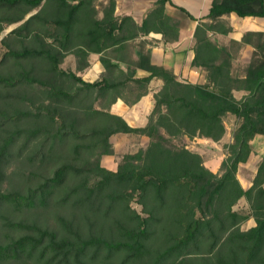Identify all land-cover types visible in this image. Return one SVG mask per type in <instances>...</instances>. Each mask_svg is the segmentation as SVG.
Segmentation results:
<instances>
[{
	"label": "trees",
	"instance_id": "obj_1",
	"mask_svg": "<svg viewBox=\"0 0 264 264\" xmlns=\"http://www.w3.org/2000/svg\"><path fill=\"white\" fill-rule=\"evenodd\" d=\"M167 4L174 5L156 0L138 23L115 15V0L100 7L97 0H0V21L20 23L2 38L0 182L15 155L24 158L26 179L21 189H0V206L37 212L58 203L67 211L53 227L41 214L32 222L7 219L26 231L0 241V264L34 258L42 264H264V156L250 187L237 177L253 152L251 141L264 135V30L228 44L210 35L233 30L222 19L232 12L264 17V0H212L210 20H199L194 31L192 65L204 70L203 83L154 64L139 38L153 30L165 40L179 37L181 20L166 13ZM246 45L251 57L235 68ZM91 52L102 53L105 71L87 81L79 72ZM68 55L75 69L62 67ZM138 68L149 74L136 76ZM154 77L163 85L146 125L130 126L111 112L118 98L133 104L147 94ZM235 91L245 94L238 98ZM229 114L238 124L217 173L184 138L221 140ZM116 133L146 135L149 142L123 153L113 170L102 158L115 154ZM241 198L249 202L246 212L235 209ZM252 218L255 225L243 229Z\"/></svg>",
	"mask_w": 264,
	"mask_h": 264
},
{
	"label": "crops",
	"instance_id": "obj_2",
	"mask_svg": "<svg viewBox=\"0 0 264 264\" xmlns=\"http://www.w3.org/2000/svg\"><path fill=\"white\" fill-rule=\"evenodd\" d=\"M108 1L109 0H97L98 7H100L101 4H107ZM155 1L156 0H115V15H131L136 22L142 23L148 12L155 6ZM172 2L174 5H166V13L177 20H181L179 37L172 41L165 40L162 33L153 30L139 38L145 42L146 48L151 49V57L154 64L163 65L166 68L172 69L180 80H183L181 79L182 77L180 75L182 73L186 74L183 75L184 78L189 77V81L193 83H203L205 82V74H203L204 71L201 70L200 67H195L192 65V61L195 56L194 31L199 20H210L207 19L206 16L210 11L212 0H172ZM206 4H208V11L203 13L201 10L202 7L206 8ZM178 6L185 8L195 19H191L186 13L180 12ZM191 8H197L198 13H193ZM102 15L103 12L100 11V16ZM222 19L227 20L228 23L233 27V30L227 34L213 31L211 33L212 35L215 34L221 38H228L229 40H241L243 34L246 31L264 30V17H240L236 13L232 12L229 15H224ZM242 50L243 53L246 50L250 51L251 57L253 51L251 45L244 46ZM101 55L102 53L97 52L90 53L89 66L80 72H83L81 75L85 80L94 81L100 78L102 73L105 71V67L103 66L100 59ZM250 57H244L243 59L248 61ZM122 66L124 67V65ZM136 72V76H147L149 74V71L143 68H138ZM162 85L163 80L161 78L154 77L149 84V92L147 94L143 95L137 102L133 104H128L124 99L118 98L111 105V112L122 116L130 126L141 127L146 125L154 106V94L162 87ZM129 135L140 137L139 139L145 143L149 142V138L146 135L128 133H116L112 136V139L116 136L129 137ZM134 141H138L137 138H135ZM108 156L112 155H104L102 158V164L107 168L115 170L117 165L112 167L105 163ZM250 186L251 184L249 186L243 187L248 188Z\"/></svg>",
	"mask_w": 264,
	"mask_h": 264
},
{
	"label": "rangeland",
	"instance_id": "obj_3",
	"mask_svg": "<svg viewBox=\"0 0 264 264\" xmlns=\"http://www.w3.org/2000/svg\"><path fill=\"white\" fill-rule=\"evenodd\" d=\"M196 5V3H195ZM193 9V10H192ZM191 11L193 13H198L197 8H191ZM203 13L208 11V4H206V8L202 7L201 10ZM180 12H183L180 10ZM185 13V12H184ZM185 15V14H181ZM20 23H15L8 25L5 22L0 21V25H2L4 30L0 33V59L2 58L4 52L7 50V46L2 42V38L5 37L10 30L18 26ZM211 37L214 41H216L219 44H228L229 39L220 37L218 35H212ZM248 58L250 57V51H241V56L238 59L235 68H239L241 64L244 62H247L243 58ZM76 65V60L73 55H68L65 60L62 63V67L65 69H75ZM201 70H203L201 68ZM5 69L2 65H0V72H4ZM204 71V70H203ZM79 74H83L79 72ZM204 74V73H203ZM181 79L185 81H189L188 78H184L183 75L186 74H180ZM2 89V88H0ZM2 91V90H1ZM245 94L244 91H235L236 97L240 98ZM3 103L2 99L0 98V104ZM238 124L237 118L233 114L227 115L225 118V125H226V133L222 137L220 141H213L210 139H204V138H184V143L192 149L197 152H199L203 156L204 164L210 168L212 171L217 172V173H222L221 170V164L222 161L227 157V148L225 147L226 144L230 143L233 140L232 133L233 130L236 128ZM5 128L3 130L0 129V144L3 141V137L5 135ZM137 138L138 141H134V139ZM140 137L129 135V137H121V136H116L112 139L111 141L113 143L114 149H115V154H112V156H108L106 158V164L109 166L115 167L120 158L121 155L125 152H134L138 150L142 146H146L148 144L145 143L144 141L139 139ZM182 140V139H181ZM253 145V152L249 158V160L246 163H241L237 174L238 178L243 186H249L252 184V180L255 177L257 171H258V165L261 161V159L264 156V135L258 134L254 137V139L251 141ZM145 143V144H144ZM21 144V140L17 142V145L15 148H17ZM37 145V142H34L29 150H32L33 147ZM62 153V151H60ZM58 158L53 160V163L58 162L62 158V156H57ZM23 167H25L24 164V158L23 156H17L15 155V159L12 160L9 164V167L7 168L6 172L7 175L1 180V185L0 189L6 190V189H21L24 183H26L25 176L22 173ZM135 208L138 210H141V206L137 204L136 202L132 203ZM235 209L240 210L242 212H246L249 209V202L246 198H241L238 203L235 205ZM66 208L61 207L58 205V203H52V205L48 209H41L40 211L38 210L37 212L34 211H17L16 209L12 208L9 204L7 203H2L0 206V241L5 242L7 241L10 237H17L19 235H22L26 229H17V228H11L7 225L6 221L7 219L12 220V221H26V222H32L34 221L35 217L37 218L38 214L42 221L44 223L50 224L52 227L55 225V217L58 214H64L66 213ZM43 213V215H42ZM255 225V220L249 219L248 221L244 222L242 225L243 229H248L252 226ZM1 264H42L39 261L34 259H19V260H10L6 261Z\"/></svg>",
	"mask_w": 264,
	"mask_h": 264
}]
</instances>
